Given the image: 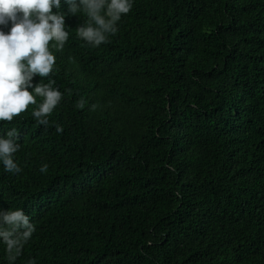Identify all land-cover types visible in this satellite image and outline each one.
Listing matches in <instances>:
<instances>
[{
  "label": "trees",
  "instance_id": "trees-1",
  "mask_svg": "<svg viewBox=\"0 0 264 264\" xmlns=\"http://www.w3.org/2000/svg\"><path fill=\"white\" fill-rule=\"evenodd\" d=\"M86 20L33 77L63 94L48 125L0 121V209L36 227L14 264H264V0H134L98 47Z\"/></svg>",
  "mask_w": 264,
  "mask_h": 264
},
{
  "label": "clouds",
  "instance_id": "clouds-1",
  "mask_svg": "<svg viewBox=\"0 0 264 264\" xmlns=\"http://www.w3.org/2000/svg\"><path fill=\"white\" fill-rule=\"evenodd\" d=\"M62 2L66 11L61 10ZM133 3L134 0H0V121H12L31 104L36 105L31 113L36 122L48 125V116L63 94L53 87V80L34 85L33 77H49L53 71L56 57L50 42L56 50L64 48L69 38L66 16L83 13L87 20L76 28V34L98 47L118 32V22ZM37 97L41 98L39 103ZM77 107L83 108L84 101H79ZM56 131L62 128L56 126ZM18 139L15 128L0 135V164L5 171L21 172L15 162L21 147ZM48 167L42 164L39 171L46 173ZM30 221L22 208L0 209V244L4 245L8 264H14L36 231ZM27 264L36 261L30 258Z\"/></svg>",
  "mask_w": 264,
  "mask_h": 264
}]
</instances>
